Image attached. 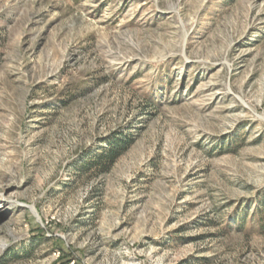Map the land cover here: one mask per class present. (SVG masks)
I'll return each instance as SVG.
<instances>
[{
    "label": "rangeland",
    "instance_id": "obj_1",
    "mask_svg": "<svg viewBox=\"0 0 264 264\" xmlns=\"http://www.w3.org/2000/svg\"><path fill=\"white\" fill-rule=\"evenodd\" d=\"M0 264H264V0H0Z\"/></svg>",
    "mask_w": 264,
    "mask_h": 264
},
{
    "label": "trees",
    "instance_id": "obj_2",
    "mask_svg": "<svg viewBox=\"0 0 264 264\" xmlns=\"http://www.w3.org/2000/svg\"><path fill=\"white\" fill-rule=\"evenodd\" d=\"M131 144L132 140L130 138H120L119 140L114 139L110 143V146L99 154L96 161L109 167L116 161L119 154L125 151Z\"/></svg>",
    "mask_w": 264,
    "mask_h": 264
},
{
    "label": "water",
    "instance_id": "obj_3",
    "mask_svg": "<svg viewBox=\"0 0 264 264\" xmlns=\"http://www.w3.org/2000/svg\"><path fill=\"white\" fill-rule=\"evenodd\" d=\"M32 211H33L34 214H36V212H35V210H33V208H32Z\"/></svg>",
    "mask_w": 264,
    "mask_h": 264
}]
</instances>
